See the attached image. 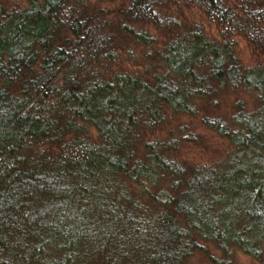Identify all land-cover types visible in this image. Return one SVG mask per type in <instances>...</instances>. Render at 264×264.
Listing matches in <instances>:
<instances>
[{
  "label": "trees",
  "instance_id": "obj_1",
  "mask_svg": "<svg viewBox=\"0 0 264 264\" xmlns=\"http://www.w3.org/2000/svg\"><path fill=\"white\" fill-rule=\"evenodd\" d=\"M169 1L219 40L142 31ZM25 2L0 6V264H264V66L233 39L264 49V0ZM196 121L227 146L190 166Z\"/></svg>",
  "mask_w": 264,
  "mask_h": 264
},
{
  "label": "rangeland",
  "instance_id": "obj_2",
  "mask_svg": "<svg viewBox=\"0 0 264 264\" xmlns=\"http://www.w3.org/2000/svg\"><path fill=\"white\" fill-rule=\"evenodd\" d=\"M94 6L101 7L109 11L116 10L121 0H89ZM223 5L233 6L235 0H221ZM0 6L5 7H22L26 6L25 0H0ZM165 13L164 19L161 20V27L158 28L152 25L143 24L142 31L148 35H153L159 40H165L163 32H165V19L170 23L176 21L179 25L191 28L192 26L201 27L202 35H205L207 40L216 39L219 40L220 31L215 24L210 21L203 10L197 6L187 3V1H180L178 3H172L171 1L165 2L162 10ZM170 23V24H171ZM142 24H140L141 26ZM169 29V28H168ZM235 40V55L238 62L243 67H257L264 66V49L259 48L258 45L250 43V41L243 35L234 34ZM131 67V66H128ZM235 98L229 99L220 114L229 110V106L235 102ZM244 101L251 104V99L243 97ZM228 108V109H226ZM227 113V112H226ZM182 121H189L187 118L181 119ZM199 123V122H198ZM194 122L193 132L196 137H200L201 144H186L182 149L181 158L185 160L190 166H199L208 164L211 159L217 157V153H221L226 149L227 142L219 136H216L214 132L201 127ZM197 138L196 140H198ZM204 246V245H203ZM204 250L216 254V251L211 246H204ZM186 264H208L205 253L201 250L194 252L186 261ZM235 264H256L251 261L250 258L244 256L240 252L236 253Z\"/></svg>",
  "mask_w": 264,
  "mask_h": 264
}]
</instances>
